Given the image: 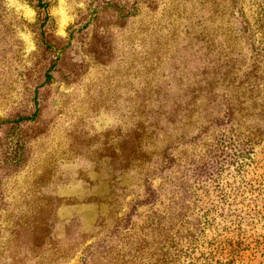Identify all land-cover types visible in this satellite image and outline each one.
Returning a JSON list of instances; mask_svg holds the SVG:
<instances>
[{
    "label": "rangeland",
    "instance_id": "rangeland-1",
    "mask_svg": "<svg viewBox=\"0 0 264 264\" xmlns=\"http://www.w3.org/2000/svg\"><path fill=\"white\" fill-rule=\"evenodd\" d=\"M44 1L46 24L36 1L3 0L9 27L0 33V264H103L101 255L86 262V248L103 241L128 211L136 237L157 208L143 203L146 194L137 196L160 184L155 171L146 184L140 173L125 175L127 195L115 207L107 200L108 152L127 128L128 100L136 99L135 89L155 88V36L175 34L184 45L227 18L222 10L234 3L253 21L257 0ZM115 3L134 16L122 18ZM47 33L52 48L44 43ZM146 63L153 66L132 69ZM165 64L174 85L173 63ZM18 115L28 117L20 126L13 121ZM263 164L259 149L246 176L264 173ZM251 194L238 196L243 212L217 217L211 234L244 229L248 249L240 264H264V199L246 217ZM197 195L191 205L198 212L210 200L204 189Z\"/></svg>",
    "mask_w": 264,
    "mask_h": 264
},
{
    "label": "trees",
    "instance_id": "trees-1",
    "mask_svg": "<svg viewBox=\"0 0 264 264\" xmlns=\"http://www.w3.org/2000/svg\"><path fill=\"white\" fill-rule=\"evenodd\" d=\"M33 1L46 24L47 2ZM112 7L122 18L134 16L126 4ZM227 7L222 10L227 18L184 39V45L175 34L155 36V88L135 89L136 99L128 100L127 128L108 152L107 200L115 207L127 195L125 175L140 173L146 184L155 171L160 184H149L137 196L146 194L143 203L157 208L136 237L132 212L118 218L103 241L86 248V262L100 255L107 260L103 264L242 262L249 240L245 230L222 237L211 234L217 230L211 227L217 217L228 220L235 211L243 212L238 208L243 193H252L246 217L264 199V173L246 176L256 166L258 150H264V0L256 1L253 21L237 3ZM6 19L0 0L3 35L9 27ZM104 32L111 37L110 30ZM52 36L47 33L44 40L50 48ZM168 62L173 63L169 75L176 78L174 85L167 80ZM147 65L132 69L142 73L153 66ZM151 94L155 100L146 99ZM26 119L18 115L13 121L20 126ZM200 189L210 201L202 200L197 212L191 202L198 201Z\"/></svg>",
    "mask_w": 264,
    "mask_h": 264
}]
</instances>
